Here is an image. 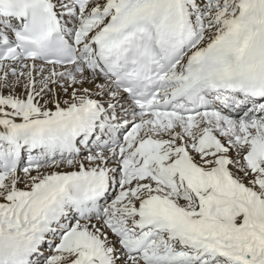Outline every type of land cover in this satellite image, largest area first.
I'll use <instances>...</instances> for the list:
<instances>
[{
	"label": "snow or ice",
	"instance_id": "snow-or-ice-1",
	"mask_svg": "<svg viewBox=\"0 0 264 264\" xmlns=\"http://www.w3.org/2000/svg\"><path fill=\"white\" fill-rule=\"evenodd\" d=\"M0 264H264V0H0Z\"/></svg>",
	"mask_w": 264,
	"mask_h": 264
}]
</instances>
